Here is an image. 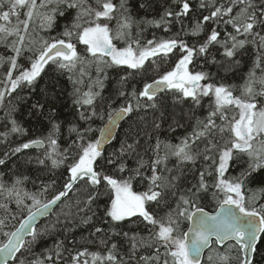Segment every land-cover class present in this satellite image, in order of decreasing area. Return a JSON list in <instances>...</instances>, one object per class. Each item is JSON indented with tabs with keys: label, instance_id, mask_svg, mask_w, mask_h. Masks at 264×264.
<instances>
[{
	"label": "snow or ice",
	"instance_id": "1",
	"mask_svg": "<svg viewBox=\"0 0 264 264\" xmlns=\"http://www.w3.org/2000/svg\"><path fill=\"white\" fill-rule=\"evenodd\" d=\"M138 7L150 9L152 0H143ZM177 7L178 10L165 9L159 19H137L129 0H0V21L4 22L0 23V45L11 53L0 55V68L4 70L0 105L17 89L34 90L46 67L54 65L58 71L69 73L73 103L80 108L89 107L90 111L79 113V119L88 123L98 115L95 104L107 79L106 69L123 66L136 72L147 71L145 64L149 61L155 64L153 58L180 53L171 70L143 83L141 90L133 87L128 92L125 88L128 77H121L118 95L125 98V104L107 113L108 124L100 129V138L88 136L93 131L90 124L82 131L73 124L70 132L76 133V139L63 151L58 150L54 138L61 127L53 122L56 94L53 92L50 98L47 86L41 89L44 102L36 101L32 109L43 114L45 107L49 108L52 130L44 139L16 147L14 153L43 146L46 139L52 151L37 163L44 165L49 160L52 167H58L71 156L69 176L46 202L37 194L22 191L19 186L27 177H17L11 186L0 182V195L14 198L17 206L22 205L28 213L13 231H3L7 224L0 219V234L5 238L0 241L2 264H8L10 258L17 264H58L64 259L63 253L68 250L62 240L56 241L46 253L39 256L34 253L33 246L46 234L37 231L34 221L48 214L57 202H63L62 198L68 197L78 184L86 194L85 199L76 202L78 212L91 211L102 195L108 197L110 203L104 208L102 222L110 225V234L105 233L106 238L101 241L107 249L106 256L89 254L85 249L70 255L69 264H89L80 260L88 255L92 264H201L203 250L213 243L221 248L226 246V251L214 249L216 259L209 255V264H260L257 255L264 259L258 246V241L264 240V203L256 206L259 200H264V0H199L195 8L191 0H177ZM21 9H26L23 18ZM199 9L207 10L208 14H201L185 30V18L191 19ZM65 16L71 17L70 23L58 36H39L37 28L51 30L57 19ZM173 23L181 27L172 37L153 36L142 42L145 25L169 31ZM209 24L214 27H207ZM181 33L193 38L203 34V39L190 44ZM116 41H124L125 46L117 47ZM77 44L84 46L83 52ZM247 45L253 46L256 56L244 83L238 87L224 83L223 78L215 82L216 74L203 70L205 66H215L218 71H233L241 62L236 57L245 54ZM167 92L176 94L179 102L190 99L195 107H201L203 99L208 98L207 115L196 118L192 131L179 144L158 140L155 146L150 145L144 150L145 154L153 153L148 159L138 150L139 131L128 136L117 152L105 157L104 145L112 137L116 122L142 107L158 108V96ZM145 98L151 103H142ZM153 126L158 129L160 124ZM11 131L25 132L15 120ZM129 157L135 158V167H128ZM172 158L175 164L169 168ZM198 161L203 162L199 178L186 186V166L195 167ZM241 161L244 167L239 174L231 175L233 163ZM4 163L0 159V165ZM108 165L115 166L119 175L110 174L106 170ZM135 182L144 184V190H135ZM43 187L48 191L49 186ZM209 193L217 205L214 215L200 203ZM25 199L31 204L25 203ZM132 217L140 218L148 233L146 237L138 232L117 230ZM91 220L92 216L85 215L83 223ZM184 221L191 222L188 231L182 229ZM102 232L103 228L96 227L91 235ZM114 237H122L127 243L124 255H120L121 245L111 242ZM142 249L151 250V254L139 255ZM25 253L33 258L28 259Z\"/></svg>",
	"mask_w": 264,
	"mask_h": 264
},
{
	"label": "trees",
	"instance_id": "2",
	"mask_svg": "<svg viewBox=\"0 0 264 264\" xmlns=\"http://www.w3.org/2000/svg\"><path fill=\"white\" fill-rule=\"evenodd\" d=\"M39 2V0H38ZM118 2V0H117ZM143 0H129V5L136 15L137 19L145 17L146 19H159V16L163 14L165 9L178 10L177 0H152V7L150 9H141L138 5ZM194 8L198 6L199 0H191ZM4 10H7L5 8ZM21 18H23V12L26 9H21ZM207 15L208 11L199 9L191 15V19L185 18L184 25L187 30L191 23H193L198 17ZM70 16L58 18L55 26L51 30L40 31L37 28L39 36L45 38L51 36H58L64 31L67 24L70 23ZM15 18L13 17V22ZM0 23H4L0 21ZM39 22H37L38 24ZM113 22V26H114ZM35 27V25H34ZM180 24L173 23L170 25L169 31H164L163 28H156L150 25L144 26V31L141 34L142 42L148 39H152L153 36L157 38H170L176 32L180 31ZM211 28L214 25H207ZM229 31L231 29L229 28ZM182 38L187 40L190 44L197 43L198 40L203 39V34L200 37H190L181 33ZM75 42V41H73ZM119 42V47H124V41ZM79 51L83 52V45L77 44ZM247 51L239 59L240 65L235 67L233 71L225 72L217 69L215 66H205L203 70L209 71L215 75V82H223L235 86H239L244 83V78L247 76L249 69L252 68L253 60L255 59L256 52L252 45L246 46ZM10 51H7L3 45H0V55H9ZM213 54L217 55L220 59L219 53L213 49ZM180 53L170 54L168 57L161 59L160 57L153 58L155 64L151 61L146 62L145 69L136 72L135 70L128 69L126 67H111L106 69L107 79L104 81V88L101 92V97L97 98L95 107L98 115L93 119L85 123V121L79 119L80 112L90 111L88 106L80 108L73 103V84L68 79L69 73L58 71L54 65L46 67L45 72L42 73V78L39 80L37 87L34 90H29L27 87L17 89V92L12 93L11 96H6L3 105H0V159L5 161L4 164L0 165V182L7 183L9 186L14 182L17 177L28 179L24 180L23 184L19 187L23 192L29 194H37L38 198L42 202H46L54 194L56 189H60L63 183L68 179L69 173L67 171L68 164L72 162L71 156L62 165L58 167H52L51 161L46 160L44 165L37 163L38 159H45V154L51 152V146L48 145L45 139L43 147L35 148L30 147L29 149H22L19 153H14V149L23 143L29 142L35 139L46 138L51 129V123L49 121V108L46 106L43 114L32 109V104L36 101L44 102L42 88L47 86L49 91V97L51 98L52 93L56 94L54 102L55 116L53 122L60 124V131L56 133L55 139L57 140L58 150L63 151L67 149L72 141L76 139V133L70 132V128L75 124L81 131L87 128L90 124L93 129L92 132L88 133L90 138H98L100 129L108 120L107 113L113 109L120 108L125 104V98L118 95V89L120 88V78L127 76V83L125 88L128 92H131L132 88L135 87L137 90H141L143 83L151 82L152 79H157L160 74L165 71L171 70L172 66L175 65L179 58ZM21 63H26L21 60ZM199 63H203L201 60ZM191 67V66H190ZM193 70H199V68H193ZM4 77V70L0 68V80ZM92 78L95 80L94 70L92 71ZM87 81V77H85ZM3 89V85H0V90ZM85 90H87L85 88ZM239 94V91L236 93ZM158 108H144L142 107L138 111H134L120 124L116 136L113 142L108 145L103 154L108 157L111 153L117 152L120 149L121 143L131 135H134L136 131H139V139L141 141L140 148L138 149L142 155H145V159L153 156L151 151L145 154L144 150L150 145L155 146L159 140L161 142H168L171 144H179L185 135L192 131V127L196 123V118L203 119L208 112V98H204L201 107H195L193 102L188 99L183 102L176 100V94L173 92H167L162 96H158ZM142 103H151L146 98L142 100ZM14 109V110H13ZM163 113V116H161ZM103 117V118H101ZM12 120H15L25 132L13 133ZM159 123L160 127L157 129L153 125ZM149 136L151 137L149 139ZM131 142V140H129ZM75 154V148H73L72 155ZM101 163H103L101 161ZM126 163L129 168L135 167V158L129 157L126 159ZM175 164V158L170 159L168 167L172 168ZM203 162L198 161L195 167L187 165L188 171L185 173V185L190 186L191 183H196L199 176L198 171L202 168ZM244 167L243 162L233 163L230 168L231 175L239 174L241 168ZM106 170L110 174L119 175L116 172L115 166L108 165ZM55 181V187H52V182ZM49 186L48 191H44L43 186ZM250 187H258V185H250ZM135 190H144V184L135 182ZM76 189H79L77 191ZM104 191V188H101ZM43 193V195H40ZM259 197V193L256 194ZM86 198L85 189L79 184L76 185L73 192H70L68 197L54 210L49 218L44 220L40 225L37 226V231L46 232L45 235L33 246L34 253L39 256L41 253H46L48 250L53 249L56 241H64V248L68 251L63 253L64 259L58 261V264H69L70 255H75L78 251L87 249L88 253L93 252L107 255V249L105 245L101 243L105 239V233L110 234V225L103 223L102 218L104 208L110 203L106 195H102L92 206L91 211L78 212L76 202ZM25 203L31 204L30 200L25 199ZM201 206L209 211L214 210L217 205L215 200L212 199L211 193L201 200ZM259 203H264V200H259L256 204L259 207ZM0 205L6 207H0V219L5 220L7 227L3 231H13L19 226V223L27 216V209H23V206H17L14 198L6 199L4 195H0ZM151 208H155V205H151ZM93 212L95 215L93 216ZM163 215V211L160 212ZM85 215L92 216V220L85 224L83 219ZM15 217L13 219L12 217ZM140 218L132 217L130 220L122 222L119 230L138 232L140 235L147 236L148 233L144 229V225L139 222ZM70 221V222H69ZM135 222V223H133ZM189 225V221H184L182 224L183 231H186ZM54 226V227H53ZM96 227H101L104 232L98 233L95 236L91 235ZM5 238L0 234V241ZM30 239V237L28 238ZM111 242H115L120 247V255H124L128 245L123 241L122 237H114ZM110 242V243H111ZM259 252L264 253V240L258 242ZM226 247V246H225ZM225 247L220 248L217 245H213L211 250H224ZM210 250V251H211ZM163 253V249L161 250ZM151 250H140L139 255H149ZM19 256V254H17ZM28 259L33 257L28 253H25ZM23 259L24 257H20ZM260 264H264V259H261L260 255L256 257ZM81 261L87 260L89 264H92L91 255L80 258ZM9 264H17L14 259Z\"/></svg>",
	"mask_w": 264,
	"mask_h": 264
},
{
	"label": "water",
	"instance_id": "3",
	"mask_svg": "<svg viewBox=\"0 0 264 264\" xmlns=\"http://www.w3.org/2000/svg\"><path fill=\"white\" fill-rule=\"evenodd\" d=\"M126 117H127V115H126V116H123L120 120H118V121L116 122L115 126H113V128H112V137L110 138V140H109L108 142L105 143V145H104V150H105V148H106L108 145H110V144L113 142V140H114V138H115V136H116V133H117V131H118V128H119L120 124L122 123V121H123ZM107 124H108V121L105 123V125L102 127V129L105 128V126H106ZM100 136H101V132L99 133L98 138H100ZM31 147L39 148V147H43V146H39V147H37V146H31ZM64 199H65V198H62V201H64ZM61 203H62V202H57L56 205L52 206V207L49 209V213L46 214L45 216H38V217L36 218V220L34 221V225H35V227H37L40 223H42L43 220L49 218L50 215L53 213V211H54V210H55V209H56ZM205 211L208 212L209 214H213V215H214L216 210H214V211H208V210L205 209ZM26 218H27V216H26L24 219H26ZM24 219H23V220H24ZM23 220H22V221H23ZM18 227H19V226H18ZM18 227H17V228H18ZM189 227H191V222H189ZM189 227H188V228H189ZM187 231H188V229H187ZM27 238H28V237H26V239H27ZM208 250H209V248H205V249L203 250V253H202V255H201V262L203 261L204 256H205V254H206V252H207ZM13 260H14V259L10 258L9 261H8V264L11 263ZM0 264H2V261H0Z\"/></svg>",
	"mask_w": 264,
	"mask_h": 264
},
{
	"label": "rangeland",
	"instance_id": "4",
	"mask_svg": "<svg viewBox=\"0 0 264 264\" xmlns=\"http://www.w3.org/2000/svg\"><path fill=\"white\" fill-rule=\"evenodd\" d=\"M215 250H216V249H215ZM219 251H220V250H219ZM225 251H226V247H225L224 250H221L220 252L223 253V252H225ZM209 255H212L213 258H214V260L216 259V257H215V251H214V249H213V250H211V251L209 252V254L206 256V261H205L204 264H209V261H208V256H209Z\"/></svg>",
	"mask_w": 264,
	"mask_h": 264
},
{
	"label": "flooded vegetation",
	"instance_id": "5",
	"mask_svg": "<svg viewBox=\"0 0 264 264\" xmlns=\"http://www.w3.org/2000/svg\"><path fill=\"white\" fill-rule=\"evenodd\" d=\"M172 1V0H171ZM117 47H119V42L116 41ZM175 53H178V51H176ZM170 55V54H169ZM174 67V66H172Z\"/></svg>",
	"mask_w": 264,
	"mask_h": 264
}]
</instances>
